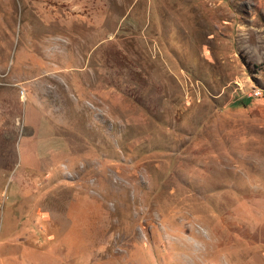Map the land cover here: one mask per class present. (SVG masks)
<instances>
[{
    "label": "rangeland",
    "instance_id": "rangeland-1",
    "mask_svg": "<svg viewBox=\"0 0 264 264\" xmlns=\"http://www.w3.org/2000/svg\"><path fill=\"white\" fill-rule=\"evenodd\" d=\"M232 83L264 89V0H0V264H264Z\"/></svg>",
    "mask_w": 264,
    "mask_h": 264
},
{
    "label": "built area",
    "instance_id": "built-area-1",
    "mask_svg": "<svg viewBox=\"0 0 264 264\" xmlns=\"http://www.w3.org/2000/svg\"><path fill=\"white\" fill-rule=\"evenodd\" d=\"M232 93H234L240 99L251 100L263 97L264 89L256 85H252L250 88L243 89L237 83H232Z\"/></svg>",
    "mask_w": 264,
    "mask_h": 264
},
{
    "label": "trees",
    "instance_id": "trees-1",
    "mask_svg": "<svg viewBox=\"0 0 264 264\" xmlns=\"http://www.w3.org/2000/svg\"><path fill=\"white\" fill-rule=\"evenodd\" d=\"M240 103H242V102H240Z\"/></svg>",
    "mask_w": 264,
    "mask_h": 264
}]
</instances>
